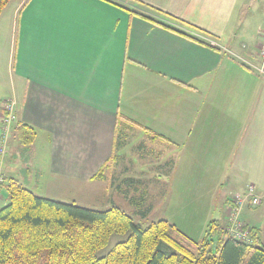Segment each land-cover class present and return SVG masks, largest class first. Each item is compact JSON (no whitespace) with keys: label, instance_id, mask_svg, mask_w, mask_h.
Listing matches in <instances>:
<instances>
[{"label":"crops","instance_id":"1","mask_svg":"<svg viewBox=\"0 0 264 264\" xmlns=\"http://www.w3.org/2000/svg\"><path fill=\"white\" fill-rule=\"evenodd\" d=\"M255 2L263 4L261 27L254 46L247 42L250 51L237 53L248 71L230 54L248 48ZM9 11L0 24L9 96L0 99V129L7 99L16 102L17 121L0 158L5 183L13 179L33 192L38 176L61 187L104 185L130 205L123 192L140 197L145 190L148 205L141 180L119 182L112 172L129 149L136 161L158 163L152 174L166 183L160 193L172 183L177 159L199 154L224 162L212 190L220 211L208 227L229 235L232 197L253 186L260 204L247 200L238 220L264 247V78L251 71L263 67L264 0H19ZM24 126L36 132L31 166L19 140ZM113 159L105 178L95 179ZM21 161L27 168L12 174ZM129 181L137 188L128 189ZM0 201L9 202L5 191Z\"/></svg>","mask_w":264,"mask_h":264},{"label":"trees","instance_id":"2","mask_svg":"<svg viewBox=\"0 0 264 264\" xmlns=\"http://www.w3.org/2000/svg\"><path fill=\"white\" fill-rule=\"evenodd\" d=\"M10 1L0 0V15ZM35 136L33 128H19L23 146L31 145ZM113 164L114 159L95 179ZM136 185L127 183L128 189ZM3 191L9 202L0 208V264H264V247L259 234L252 231L251 242L244 243L211 223L198 242L166 220L142 227L118 207L95 211L54 201L13 179L5 183ZM123 195L136 216L147 219L151 211L145 202L146 191L140 197H131L127 191ZM115 235L126 238L99 255Z\"/></svg>","mask_w":264,"mask_h":264},{"label":"rangeland","instance_id":"3","mask_svg":"<svg viewBox=\"0 0 264 264\" xmlns=\"http://www.w3.org/2000/svg\"><path fill=\"white\" fill-rule=\"evenodd\" d=\"M19 0H11L7 7L4 9V14L0 21L8 22V15L10 14V9L13 8V5ZM263 14V4L262 2H255L252 9L249 12V20L252 22L249 25L248 36L245 42V45L251 46L255 44V38L257 37L256 30L261 27V16ZM2 41H0V45ZM246 47V46H245ZM247 48V47H246ZM254 48V47H253ZM239 52H233L230 54V57L241 67L250 68L246 65L247 60L243 59V55L237 53L250 51V46L248 45L247 49H242L239 46L237 50ZM6 55L0 56V99L3 97L8 98L7 89L3 83V76L8 69V60ZM257 67H260L256 63ZM247 68L248 71H250ZM253 68V67H252ZM251 69L254 76L257 79L264 78V74L257 68ZM4 86V87H2ZM214 146H208L210 150ZM24 156H28L29 162L28 165L31 166L33 158V149L31 147L25 146ZM14 152V151H13ZM7 153V152H6ZM212 153V152H211ZM210 153V155H211ZM209 155V156H210ZM6 154L3 156L5 158ZM151 156L148 152V157ZM190 160L178 158L176 161V173L173 175L172 183L169 187L166 186L164 193H160L164 185V181H159V178L152 174L155 171V161H149L148 158H145L143 161L141 159H135V153L131 152L129 149L126 154V158L122 161H119L116 165V169L112 171L116 174L115 177L119 182L124 181L126 178L131 177L137 181L141 180L140 185H143L145 188L148 187L150 193V203L147 205L150 207V213L147 219H142L139 216H135L133 213L135 208H133L122 196L117 194L116 189L112 192L105 190L104 185H99L95 189L90 190L75 188L70 186H56L49 185V178L39 177V185L37 190L34 192L40 197L52 199L54 201L75 204L83 208L95 210V211H106L112 207H118L124 210L127 214L133 217L134 222L142 227H146L151 223H155L161 220H166L170 224L176 225L183 233L189 236L195 241H202L206 236L204 231L208 230V224L212 219H216L219 214V207L215 205L212 190L215 188L219 181V170L216 168V165L219 164L222 167L224 162L216 161V159H207L201 155H195ZM216 155H212L215 157ZM151 157H149L150 159ZM22 162V161H21ZM0 164V169L6 172V165ZM22 167L23 169L27 168V163L22 162V166L16 163L11 169V173H15ZM144 170H147L144 171ZM7 173V172H6ZM30 179L35 178L33 175H28ZM16 177V176H15ZM18 181H22V178H17ZM112 181L115 182L114 178ZM137 184V183H136ZM164 184V185H163ZM108 187L110 188V183L108 181ZM124 189L125 185H121ZM28 188V187H27ZM30 189V188H28ZM33 189V188H31ZM34 190V189H33ZM116 193V194H115ZM2 198V197H1ZM76 200V201H74ZM8 203L5 201H0V208H3ZM126 236L115 235L113 236L109 247L105 250L99 252V255L106 254L110 248L119 242H123Z\"/></svg>","mask_w":264,"mask_h":264},{"label":"built area","instance_id":"4","mask_svg":"<svg viewBox=\"0 0 264 264\" xmlns=\"http://www.w3.org/2000/svg\"><path fill=\"white\" fill-rule=\"evenodd\" d=\"M259 56L263 61V67L260 72L264 74V32L262 43L259 49ZM17 121L16 116V102L13 99H7L2 105V124L0 129V158L6 154L7 145L9 142L10 132ZM1 164V163H0ZM5 183V176L0 169V199L2 197L3 184ZM247 200H250L251 205L258 206L260 204L259 198L255 197V190L253 186L248 188L246 194H236L232 197L231 205L229 207V228L228 233L234 239L249 243L251 242V231L245 229L242 223L238 220L240 211Z\"/></svg>","mask_w":264,"mask_h":264}]
</instances>
